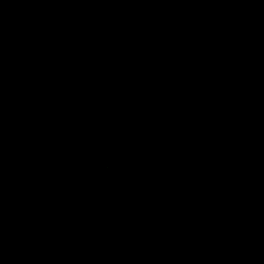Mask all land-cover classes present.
I'll use <instances>...</instances> for the list:
<instances>
[{
  "label": "water",
  "instance_id": "95a60500",
  "mask_svg": "<svg viewBox=\"0 0 264 264\" xmlns=\"http://www.w3.org/2000/svg\"><path fill=\"white\" fill-rule=\"evenodd\" d=\"M0 264H264V0H0Z\"/></svg>",
  "mask_w": 264,
  "mask_h": 264
}]
</instances>
